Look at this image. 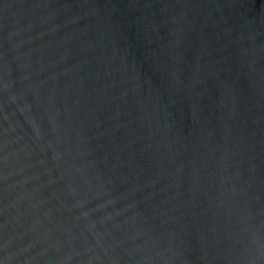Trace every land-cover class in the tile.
<instances>
[{
	"label": "water",
	"instance_id": "obj_1",
	"mask_svg": "<svg viewBox=\"0 0 264 264\" xmlns=\"http://www.w3.org/2000/svg\"><path fill=\"white\" fill-rule=\"evenodd\" d=\"M0 264H264V0H0Z\"/></svg>",
	"mask_w": 264,
	"mask_h": 264
}]
</instances>
